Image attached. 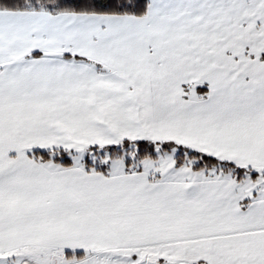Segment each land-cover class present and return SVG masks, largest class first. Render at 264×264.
Listing matches in <instances>:
<instances>
[{
  "label": "snow or ice",
  "instance_id": "snow-or-ice-1",
  "mask_svg": "<svg viewBox=\"0 0 264 264\" xmlns=\"http://www.w3.org/2000/svg\"><path fill=\"white\" fill-rule=\"evenodd\" d=\"M0 264H264V0H0Z\"/></svg>",
  "mask_w": 264,
  "mask_h": 264
}]
</instances>
